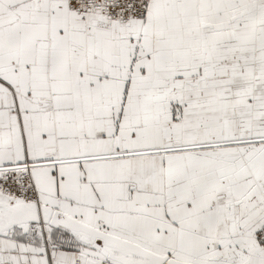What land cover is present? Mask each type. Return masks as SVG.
I'll return each mask as SVG.
<instances>
[{"label": "snow or ice", "instance_id": "1", "mask_svg": "<svg viewBox=\"0 0 264 264\" xmlns=\"http://www.w3.org/2000/svg\"><path fill=\"white\" fill-rule=\"evenodd\" d=\"M0 264H264V0H0Z\"/></svg>", "mask_w": 264, "mask_h": 264}]
</instances>
